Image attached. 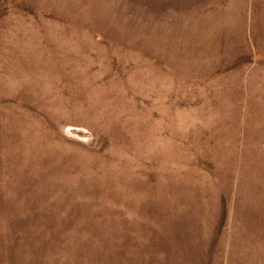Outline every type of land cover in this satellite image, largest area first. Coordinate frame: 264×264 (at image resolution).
<instances>
[{
  "label": "rangeland",
  "instance_id": "374dc122",
  "mask_svg": "<svg viewBox=\"0 0 264 264\" xmlns=\"http://www.w3.org/2000/svg\"><path fill=\"white\" fill-rule=\"evenodd\" d=\"M0 264H264V0H0Z\"/></svg>",
  "mask_w": 264,
  "mask_h": 264
}]
</instances>
